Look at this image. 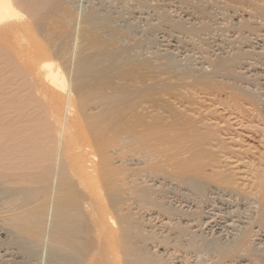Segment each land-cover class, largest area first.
Instances as JSON below:
<instances>
[{"label":"bare ground","instance_id":"bare-ground-1","mask_svg":"<svg viewBox=\"0 0 264 264\" xmlns=\"http://www.w3.org/2000/svg\"><path fill=\"white\" fill-rule=\"evenodd\" d=\"M34 1L0 0V236L6 238H4L6 242L1 241L2 243L10 244L14 246L13 249L15 248L13 251L10 245L9 247L6 245L7 249H0V252H5L4 255L10 253L15 255L20 264L24 262L34 264L33 262L36 261L38 264V260L41 262L42 258L46 259L47 257L40 255L41 250H48L50 253L48 255H51L54 260L51 261L52 264H208V259L193 263L188 262L189 259L181 260L178 256H174L173 252H170V248H167L174 246L173 242L176 237L185 234L182 231L183 233L179 232V235L176 229L178 226L175 227L174 223L171 227L169 226L168 233L176 234V237L172 234H160L163 233V229L166 230L165 227L168 226V223L170 224L172 220H182L188 223L198 219L193 216L186 219L189 215L186 217L185 213L181 212L180 214L179 212L182 210L167 209V207L161 205L160 201H163L162 199L167 196L166 194L169 193L167 189L172 185L166 189L164 183V188L160 189L161 186L156 187V182L161 179H172L178 183L186 184L188 187H193L194 184L201 186V183H203L205 184L203 186L209 185L221 188L222 191H231V193L236 191V193L238 192L244 196L255 197V200L257 199V202L263 205L264 123L263 117L262 121L259 120L261 118L257 119L256 114L259 115L260 113L258 107L259 114L254 111L256 110L254 108L256 102L253 101L254 98L258 97V93L256 97L255 94L252 98L251 95L248 96L249 93L242 96L240 95L242 92L236 94V91L233 93L234 91L231 90L230 96L226 97V100H228H224L225 102L218 101L217 104H214L216 101L214 102V99L210 98L214 102H212L213 106L219 105V116H215L217 110L215 113L207 108L212 114L204 113L203 110L201 112L194 111L195 118L194 120L192 118L191 121L188 119L182 121L184 118L183 112V118L172 114L174 115V121L167 122L173 119H171V115L166 118L167 113L165 115V110L162 109L163 111L160 110L161 112L158 111L156 114L157 110L153 109L155 114L150 116L153 113L150 109L147 110L148 107L145 106V109L150 111V115L144 113L143 110H146H141L140 107L143 113H140L141 117L137 119L136 124L128 125L127 128L116 135L113 134V136L107 137L101 135V137L98 136L101 139H96L95 136L97 137V135L94 134V131L98 126H94L95 130L91 126L96 118L93 117V113V115L89 114L86 109H83L86 108L87 103L84 107L81 106L84 99L89 101L87 96L90 93L86 90L88 92L86 94V91H83V86L81 87L84 80L83 76L87 73L86 70H89V66L85 67L82 61L86 58V60L90 59L86 55L92 53L86 49L88 54L86 53L80 59L78 58V60H82L79 64L84 66L80 68L81 65L78 66V62L76 63L74 60L75 64L72 61V55L74 56V53H76L77 56L78 50L77 52L70 51L72 59L69 61L67 58L70 54L66 52L68 49L65 51L63 47H60L56 50V45L51 42L48 43V38H44V40L49 45L42 41L43 38L40 40V34L34 32V24H32L34 23L33 20L35 21L34 14L36 12V7L33 5ZM66 16L69 17L70 15ZM91 17L90 19L93 18ZM87 23H89V20ZM41 37H45V35L42 34ZM148 38L146 41H149ZM168 39L167 41H169ZM71 46L69 50L72 49ZM74 46L73 49H75ZM77 46H80V44ZM62 50L65 52H62ZM75 57L74 59H77ZM88 62L90 63V61ZM73 64L79 68L76 69ZM90 65L92 67V64ZM166 65H163V67L171 66L169 63ZM219 65L216 64L214 71L212 70L215 75H222L223 71L220 68L226 67L222 65L219 68ZM219 69L222 72H219ZM82 73L85 74L81 76ZM192 76L194 77V75ZM212 77L214 76L212 75ZM210 79L212 78L210 77ZM235 85L234 87H236ZM255 91L257 92V90ZM81 93H85L84 95L87 96L83 98L84 95ZM181 104L184 105L183 101ZM153 106L150 105L149 107ZM252 106L254 109L251 108ZM257 106L259 105L257 104ZM102 107L99 105V108L104 110ZM142 107L144 108V106ZM198 107L197 105L194 110L199 109ZM202 107H200V110ZM184 108H186L185 105ZM207 109L206 111H208ZM186 110L188 111V107ZM143 114L150 118L153 117L154 121H146L148 117ZM158 114L159 116H157ZM155 115L160 117V122L155 121L158 119ZM143 116H146V119ZM175 117L181 119H178V121ZM92 118L94 119L92 120ZM189 119L191 118L189 117ZM89 129H92L94 133L89 132ZM98 129L100 128L98 127ZM97 132L99 131L97 130ZM251 141L259 143V146L256 147ZM229 143H231L230 146ZM198 191L200 194L201 190ZM175 192L177 193V191ZM183 192H180V194ZM231 195L233 196V194ZM205 199L208 201V198ZM169 200L171 201V198ZM187 200L189 201V199ZM260 215L258 222L264 220L262 219L264 216ZM166 219L169 220L166 221ZM211 219L213 220L208 226L209 229H224L219 220ZM144 223L150 227L151 232L160 231V233H146L145 231L148 228L144 230ZM208 223H210V220L207 225ZM262 223L264 222L262 221ZM184 228L186 229V227ZM243 233L242 235H244ZM179 238L178 240H181ZM237 239L235 240L236 243L233 241L234 238L231 240L237 245L239 244ZM242 240L240 241L243 242L244 240ZM191 243L192 241L190 246ZM207 243H209V240ZM213 243L211 244L212 247L210 246L211 248L207 247L205 243L206 245L202 244L199 247L194 246L196 250H193L192 247L193 249L190 251L197 253V255L205 252L210 253L212 255L210 264H227V258H231L233 261V256H236L235 251L239 254H241V250L243 252L241 244L247 245L244 242L241 243L239 245L241 249L238 250V245L231 243V246L229 243L228 246L225 244L226 247H222L224 248L222 250L217 247L218 251H216ZM164 244H167L166 247H164ZM178 247L182 248V245L179 246L178 244ZM48 252L46 251L45 255ZM171 254L174 256H171L172 259L170 258ZM239 254H237L239 256L237 258H241ZM262 255L264 254L262 253ZM0 256L5 260L3 254ZM8 256L10 259V255ZM15 256H11V258H15ZM51 258L48 259L51 260ZM11 260L9 261L12 262ZM16 260L13 259L15 263ZM51 262L49 263L51 264ZM45 263L48 264V261Z\"/></svg>","mask_w":264,"mask_h":264},{"label":"rangeland","instance_id":"rangeland-1","mask_svg":"<svg viewBox=\"0 0 264 264\" xmlns=\"http://www.w3.org/2000/svg\"><path fill=\"white\" fill-rule=\"evenodd\" d=\"M119 1L118 0H49V1L48 0H37V1L35 0L33 2L34 3L33 5L36 7L35 8L36 12L34 14L35 21L33 20L34 23H32L34 24L33 29L35 30L33 31L37 32L38 35L40 34L39 35L40 40L41 38H43L42 41H45L44 38L46 39L48 38L47 40L49 41L48 43L50 42L52 44L54 43L56 45V46L54 45L56 50H58L60 47L61 48L63 47L65 51L68 49L66 51L68 54H70V51L77 52L78 50L77 56H76V53H74V56L72 55V58H73L72 61L74 62L75 60L76 63L78 62L77 63L78 66L81 65L80 68L84 66H82V64H79V62H81L82 60H78V58L80 59L83 55H86V53L88 54V51L92 53V54L86 55L87 57H90V59L86 60L87 58L85 56L86 59L84 58L83 59L84 61L85 60L86 61L85 62L82 61L85 67L87 65L89 66V70H86L87 73L85 72L86 73V74L84 73L85 75L83 73L81 74V76L84 75L83 76L84 80L81 77V79L83 80V83H82L83 85L81 84V87L83 86L82 88H84V90L82 88L81 89L83 91L87 90L88 92H90L89 93L90 95L88 94L87 91H86V94H88V96L84 95L85 93L84 94L81 93L82 95H84L83 98H85V96H87V98L89 97V101L84 99L81 106L83 105L84 107L87 103L86 108L84 107L83 109H86V111H88L89 114L93 113L94 114V115L92 114L93 117L95 116L96 118V119L92 118V120L93 119L94 120L91 126L94 129L97 125L100 129L96 127L95 128L96 130L95 129H94L95 131L93 130L95 133L92 132V129H89L90 130L89 132H92V134L94 133L95 135H97V137L95 136L96 139H99L101 135L102 137L103 136H106V137L113 136V134L116 135L118 134V132H121V130H124L125 128H127L128 125L131 126L132 124H136L138 122L137 119L141 117L140 115V113L142 112L141 110L145 109L146 107H148L147 110L149 109L151 110V113L154 112L153 109H155V111L157 110L155 112L156 114L158 113V111L160 113L161 111L165 110L164 111L165 115L167 113L166 118L167 116L171 115L170 117H172L171 119H173V120L167 119L168 120V121L166 120L167 122L174 121V115L172 114H175L181 118L184 117L182 121H185L187 119L191 121L192 118L194 120L195 115H193V113H195L196 111L201 112L203 110L204 113L205 112L210 113L209 112L210 109H211L210 110L211 112L212 110L214 112L217 110L218 115L215 112L216 113L215 116H219L220 114L219 105H215V106L213 105L217 104L218 101L221 102V100L222 101L226 100V97L230 96L231 90L234 91L233 93H235L236 91L237 92L236 94H240L242 92L243 94L242 93L240 94L242 96L247 95V93H249L248 96L251 95L252 98H254L253 95L255 94H256L255 95L256 97L258 93V97H256L257 99L254 98L253 100L254 102H256V107H254L256 108V110L254 111L258 113L257 111V107H258L260 114L259 113H258L259 115L256 114V117H258L257 119L261 118L259 119L260 121H262V117H263V123H264V74H263L264 73V61H263L264 60V0H260L261 2L259 0H146V1L145 0H119ZM66 15H70V16L68 17ZM91 15L93 18L91 17ZM90 17L92 19H90ZM88 20L91 25L87 23ZM232 22L234 25L232 24ZM156 27L158 30L156 29ZM162 28H164L163 30L167 28V30L163 31ZM78 31H79V34H78ZM168 33L171 35H169ZM42 34H44L45 37H41ZM76 34L78 35V38ZM144 34H145V37H144ZM147 37H149L148 38L149 41L148 40L146 41ZM157 38H159L160 40ZM74 39L76 40L78 39V41L76 40L74 41ZM167 39L169 41H167ZM207 39H208V42H207ZM73 42L75 46L73 45ZM173 42L177 46H175ZM44 43L46 44L47 42L45 41ZM48 43L46 45H49ZM177 43L180 45H178ZM76 44L77 45L80 44V46H77ZM162 44H165V45H162ZM70 45H72L71 50H69ZM73 46L75 49H73ZM86 49L88 51H86ZM190 49H192L193 51ZM64 50H62V52H65ZM71 54L68 55V58H67L69 61L72 59L70 57ZM74 57L77 59H74ZM192 58L194 61L192 60ZM88 61H90V63ZM225 61H227L226 64L230 63L229 64L230 66L229 65L227 66L225 64ZM157 63L162 67L163 65H166L167 63H169V65H171L172 67L168 65L169 66L167 67L168 69L166 67L162 68ZM220 63H223L222 65L223 66L225 65L226 67L220 68V66H222V65H219ZM75 64H73L74 67L77 66ZM90 64H92L93 69ZM216 64H218L219 68L222 69L223 72L219 69V72H222V75L214 74L213 69ZM173 65H176L175 66L176 68ZM190 66L193 68H191ZM75 68L77 69L79 67H75ZM169 68H172V69H169ZM223 73L225 74L223 75ZM160 75L163 77H161ZM192 75H194V77ZM205 75H207V77H205ZM212 75L214 77H212ZM216 76H218L219 78ZM210 77L212 79H210ZM234 85L236 87H234ZM255 90H257V92ZM210 98L214 99V102L215 101L216 102L214 103L213 100H211ZM182 101L185 107L186 108L188 107V111L186 110V108H184V105L181 104ZM257 104L259 106H257ZM99 105L100 107L105 105L106 108L104 106L102 107V109L104 108V110H101V108H99ZM150 105L151 106L155 105V106L149 107ZM197 105L199 106L198 107L199 109L194 110L196 109ZM142 106H144V108ZM168 106L170 107L168 108ZM140 107H141V110H140ZM200 107H202L201 110H200ZM251 108L254 109L253 106ZM206 109L208 111H206ZM147 110L146 111L143 110V112L148 113L150 115L151 114L149 113L150 111H147ZM155 113L151 114L150 116L154 115ZM182 113H183V117H182ZM261 113L263 116L261 115ZM143 115H146V114H143ZM146 116H143V118L145 117L146 119ZM157 116H159V114ZM157 116L155 115V117L158 118V119L155 118L156 119L155 121L160 120L159 119L160 117H157ZM176 117H175L176 120L181 119V118L177 119ZM189 117L191 119H189ZM148 118L146 119V121L147 120L154 121L153 117H151L150 119ZM94 121L99 122V123H95ZM164 121L162 122L167 123ZM97 130L99 132H97ZM98 136L100 137L98 138ZM251 142L256 147L259 146V143L258 144L256 142L253 143L254 141H251ZM230 144L231 143H229V146ZM171 180L172 179H169V180L161 179L156 182L157 183L156 187L159 188L161 186L160 189L164 187H166L167 189V187L172 185L171 187L167 189L169 193L166 194L168 197L166 196L167 198L166 197L164 198L165 200L167 199L166 202L164 199H162L163 201H160L161 205L167 207V209L173 208L178 211L182 210L179 212L180 214L181 212L185 213L186 217L189 215L187 218L184 216L186 219H190L191 216H193L197 218L198 220H200L201 223L198 220L188 222V223H185L186 221L184 222L182 220H172V222H170L171 225L168 223V226L165 227L166 230L163 229V233L162 232L160 233V231L151 232L150 227H148V225L145 224L146 223L145 221V223L143 224V228L144 230L148 228L145 231L146 233L147 232L148 233L150 232L151 234L160 233L163 235L172 234L171 232L168 233V229H169V226L171 227L174 223L175 227L176 226L179 227V228L178 227L176 228L177 233L178 234L179 232L183 233L182 231H184L185 234H182V235L179 234L182 237L180 236L176 237L177 236L176 234L175 235L172 234L173 236L176 237L175 238L176 240L174 239V242L177 243L178 241V243L174 244L173 242L174 246L171 245L172 248L168 245L169 247L167 248H170V252L171 253L173 252L174 256H178V258L181 260L189 259L188 262H191V263L200 262V260L201 262H203V261H206V259H208V264L212 262V260L210 259L212 255H210V253L205 252L204 253L205 256L203 253L198 254L200 255L198 256L197 253L191 252L192 251L191 249L194 248L193 250H196L195 247H199L202 244L204 245L205 243L207 244V245L205 244L207 247H210L212 242H214L215 244L213 243V247H215L216 251H218L217 247H220L219 249L222 250L224 249L222 247H226V245L228 246L229 243L233 240V238H234L233 241H235L238 238L237 239L238 241L237 243H239L237 244L238 250L240 248L239 245L243 242L249 246L246 247L247 245L245 246L241 244V248H243V252L241 250V254H239L238 252L235 251L234 253L236 254V256H233V261L231 260V258H227L228 260H226V262L228 261V263L230 264L231 263L232 264H253V263L254 264H264V255H262V253L264 254V226H263L264 223H262V221L264 222V220L261 221L260 219L261 222H258L259 221L258 219L260 218L259 217L260 213H261L260 216L262 215L264 216V213H262L264 211V207H263L264 202L262 205V203L257 202V199L255 200V197H249L246 195L244 196L243 194H239L237 192L239 194L238 195L236 191L232 193L231 191H225V190L222 191L221 188L219 189L217 187L215 188L209 185L203 186L205 185L203 183H201L202 184L201 186H198L199 184L196 183L197 185L194 184L193 187L191 186L192 187L191 188V187H188V185L186 184H183L180 182L179 184L175 180H172V181ZM166 181H168L169 183H167ZM163 184H164V187H163ZM198 190H201L200 194ZM175 191H177V193ZM180 192H183V193L180 194ZM231 194H233V196ZM170 198H171V201L169 200ZM205 198H208L207 199L208 201H206ZM187 199H189V201ZM171 204L172 206L174 205L176 206L177 204L176 206L177 208L175 206L174 207L170 206ZM204 214L205 216L207 215L208 216L205 217ZM211 218H215L217 219V221L219 220L220 224H222L221 226L224 229L222 228L221 229H215V228L209 229L208 226L209 224H211V220H213ZM168 220L169 219H166V221ZM205 220L207 222H209L210 220V223H208L207 225V222ZM258 223H260L262 227ZM184 227H186V229ZM238 228H239V231H238ZM242 233L244 235H242ZM245 233L246 234L248 233L247 235L249 236L247 237ZM4 238L5 237L2 236L3 240L0 238V242L1 241L6 242L5 240L6 238L5 239ZM178 238L181 240H178ZM205 239L207 241L209 240L210 244L207 243ZM241 239H243L244 241L242 240L243 242H241L240 241ZM180 241L185 244H182ZM191 241L192 243L190 246ZM233 241L231 243L235 244L236 241L235 243ZM221 242L222 244L224 243L223 244L224 246L221 244ZM3 244L4 243L1 244L0 249H4V248L7 249V247H9L10 245V244H4L5 247H3L4 246ZM178 244L179 246L182 245V248L178 247ZM164 245H165L164 247H166L167 244H164ZM10 247H12V250L14 251L15 249V248L13 249L14 246L10 245ZM244 248H248V249L245 250ZM41 251L42 253L40 252V255H44L42 257H45V258L47 257L46 259H43L40 256V258L44 260L43 261L41 259L42 264L47 261H48V264H50L49 262L54 261L53 258H51V255H48L50 254L48 250H46L48 252L46 253V255H45V252H46L45 250H41ZM4 253L5 252L3 251L0 252V255L3 254V256H5L3 257L5 258V260H3L0 256V264H6V263L7 264H20L19 261L16 260L15 255H12L11 253L8 254L10 255V259H9V256L6 254L4 255ZM234 253L233 255H235ZM237 254H239L241 258H237L238 256ZM242 255H244L245 257ZM11 256H15V258L13 257L12 258L17 261L16 263L15 261H13ZM48 256L51 258V260L48 259L49 258ZM171 256L174 257L171 254L170 255L171 259H172ZM9 260H11L12 262H10ZM39 262L40 261L38 260V264ZM33 263L37 264V261ZM23 264H26V263L24 262Z\"/></svg>","mask_w":264,"mask_h":264}]
</instances>
